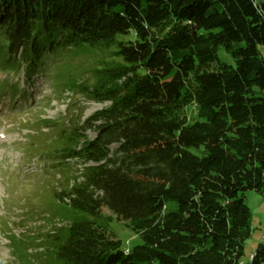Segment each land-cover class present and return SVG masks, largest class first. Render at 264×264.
I'll use <instances>...</instances> for the list:
<instances>
[{"label":"trees","instance_id":"trees-1","mask_svg":"<svg viewBox=\"0 0 264 264\" xmlns=\"http://www.w3.org/2000/svg\"><path fill=\"white\" fill-rule=\"evenodd\" d=\"M1 41L28 74L88 54L68 89L109 103L56 127L85 167L58 195L71 222L46 264H264V243L243 260L246 193L264 197V0H0ZM103 208L142 244L127 253Z\"/></svg>","mask_w":264,"mask_h":264},{"label":"rangeland","instance_id":"rangeland-1","mask_svg":"<svg viewBox=\"0 0 264 264\" xmlns=\"http://www.w3.org/2000/svg\"><path fill=\"white\" fill-rule=\"evenodd\" d=\"M4 41H1L3 46ZM0 46V264H46L51 246L50 235L60 234L70 225V216L59 194L82 182L85 165L63 158L67 150L60 146L59 132L64 123L85 122L96 112L109 106L87 100L81 91L68 89V78L81 79L86 63L94 59L88 54L65 52L61 57L47 58L28 74V66L3 59ZM264 56V46L260 48ZM222 62L234 65L232 56L220 49ZM13 66V67H12ZM14 68L17 71L11 70ZM84 77L80 81H89ZM183 114L189 122L197 119L192 106ZM71 116V117H70ZM49 125H51L49 127ZM53 127V128H51ZM93 140L95 132H87ZM113 150L115 149L112 148ZM61 155V156H59ZM88 166V165H86ZM251 211V238L245 244L244 262L264 243V197L255 191L246 193ZM66 203V202H65ZM112 232L122 241L126 251L142 244L141 239L113 213Z\"/></svg>","mask_w":264,"mask_h":264},{"label":"bare ground","instance_id":"bare-ground-1","mask_svg":"<svg viewBox=\"0 0 264 264\" xmlns=\"http://www.w3.org/2000/svg\"><path fill=\"white\" fill-rule=\"evenodd\" d=\"M126 252L128 253V250H127ZM253 253H254V252H253ZM254 254H255V253H254ZM254 256H255V255L251 256V254H250V256H249V260H253Z\"/></svg>","mask_w":264,"mask_h":264},{"label":"built area","instance_id":"built-area-1","mask_svg":"<svg viewBox=\"0 0 264 264\" xmlns=\"http://www.w3.org/2000/svg\"><path fill=\"white\" fill-rule=\"evenodd\" d=\"M255 255L254 253H251V256Z\"/></svg>","mask_w":264,"mask_h":264}]
</instances>
